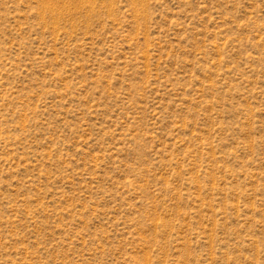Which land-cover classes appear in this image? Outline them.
<instances>
[{
  "label": "rangeland",
  "instance_id": "374dc122",
  "mask_svg": "<svg viewBox=\"0 0 264 264\" xmlns=\"http://www.w3.org/2000/svg\"><path fill=\"white\" fill-rule=\"evenodd\" d=\"M0 264H264V0H0Z\"/></svg>",
  "mask_w": 264,
  "mask_h": 264
}]
</instances>
